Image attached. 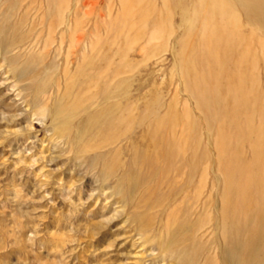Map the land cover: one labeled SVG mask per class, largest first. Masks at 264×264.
<instances>
[{
    "label": "rangeland",
    "instance_id": "1",
    "mask_svg": "<svg viewBox=\"0 0 264 264\" xmlns=\"http://www.w3.org/2000/svg\"><path fill=\"white\" fill-rule=\"evenodd\" d=\"M258 167L264 0H0V264H243Z\"/></svg>",
    "mask_w": 264,
    "mask_h": 264
},
{
    "label": "bare ground",
    "instance_id": "2",
    "mask_svg": "<svg viewBox=\"0 0 264 264\" xmlns=\"http://www.w3.org/2000/svg\"><path fill=\"white\" fill-rule=\"evenodd\" d=\"M212 2V1H211ZM222 3V2H221ZM212 4V3H211ZM213 6V5H212ZM223 6V5H222ZM215 8V7H214ZM216 9V8H215ZM212 11V10H210ZM214 11V10H213ZM215 12V11H214ZM214 14V13H213ZM211 16V15H210ZM211 18V17H210ZM63 22V21H62ZM222 34V33H221ZM220 34V35H221ZM203 37V36H202ZM218 41H220L222 39V37H218ZM86 59H88L87 57H85ZM91 59V58H90ZM93 65V62L90 64V66ZM109 72V71H108ZM108 72H107V77L108 76ZM105 74V73H104ZM86 81H91V79H89V77H87L85 79ZM89 83V90L90 91L92 88H94V86L98 83H95L92 81V82H88ZM96 87V86H95ZM74 104H78L77 102H75ZM79 107V106H78ZM128 115V114H127ZM129 116V115H128ZM133 117V116H132ZM173 117V116H172ZM134 118V117H133ZM128 119V117L126 116V113L124 111H121V114H120V117L118 118L119 119V123L120 124H126L125 126L127 127H130L132 125V122L134 121V119ZM255 130V132H254ZM259 132H257L256 129H253V132L254 134L257 132L258 134V140L262 141L263 140V136H261L260 132L261 130H258ZM172 135H174V128L172 129ZM111 140V137L109 138ZM261 171L262 169L261 168H257L256 172H255V175L253 177V185L250 187V189H248L247 192H244V197H243V200H242V203L234 206V208L231 211L232 213V218L234 219V221H239V217L241 215H247L254 207L255 205V202H254V198H253V190L254 191H257L259 188H262L263 186V182L261 181ZM264 187V186H263ZM252 188V189H251ZM263 189V188H262ZM228 201L226 202V207L224 208V218H229L230 215H229V212H228ZM242 257V258H241ZM241 260L243 261L242 263L243 264H247V263H253L254 260H257L259 261L261 258H264V255H241Z\"/></svg>",
    "mask_w": 264,
    "mask_h": 264
}]
</instances>
